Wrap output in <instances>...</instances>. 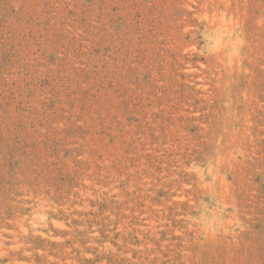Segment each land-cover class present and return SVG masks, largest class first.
<instances>
[{"label": "rangeland", "instance_id": "374dc122", "mask_svg": "<svg viewBox=\"0 0 264 264\" xmlns=\"http://www.w3.org/2000/svg\"><path fill=\"white\" fill-rule=\"evenodd\" d=\"M0 264H264V0H0Z\"/></svg>", "mask_w": 264, "mask_h": 264}]
</instances>
